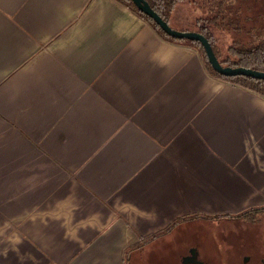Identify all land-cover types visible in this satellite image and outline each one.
<instances>
[{
    "label": "crops",
    "instance_id": "1",
    "mask_svg": "<svg viewBox=\"0 0 264 264\" xmlns=\"http://www.w3.org/2000/svg\"><path fill=\"white\" fill-rule=\"evenodd\" d=\"M261 207L262 95L118 0H0V264H141Z\"/></svg>",
    "mask_w": 264,
    "mask_h": 264
},
{
    "label": "trees",
    "instance_id": "2",
    "mask_svg": "<svg viewBox=\"0 0 264 264\" xmlns=\"http://www.w3.org/2000/svg\"><path fill=\"white\" fill-rule=\"evenodd\" d=\"M122 4L126 5L140 17L145 19L162 37L174 42L185 43L192 47H195L199 52L206 68L216 77L223 79L229 83L247 88L253 92H256L264 97V79L253 78L246 75H233L225 76L213 71L205 55V51L201 43L197 40L190 39H178L167 35L149 16L141 12L131 0H118ZM149 5L169 24L171 21L172 11L176 4L182 0H146ZM232 3L229 0H201L200 5H204L208 8L206 16L198 17L195 24L197 25V31L201 32L210 41L213 51L224 66H242L247 68L264 71V29L260 32V27H264V13H259L255 17L251 16L248 11H241V5L246 0H234ZM241 20L245 22L241 23ZM248 22L246 27L245 23ZM260 22V26L256 25ZM211 23H215L218 28L231 26L233 30L239 33H245L248 36H252L254 40L247 43H240L237 40L232 41L228 46L227 51L229 55L224 58L221 56L216 37L213 34ZM171 25V24H170ZM173 27V26H172ZM264 207L252 209V211H260ZM247 213V212H246Z\"/></svg>",
    "mask_w": 264,
    "mask_h": 264
},
{
    "label": "rangeland",
    "instance_id": "3",
    "mask_svg": "<svg viewBox=\"0 0 264 264\" xmlns=\"http://www.w3.org/2000/svg\"><path fill=\"white\" fill-rule=\"evenodd\" d=\"M230 2L234 3V0H229ZM201 0H182L176 4L174 10L172 11L171 21L170 24L176 29H185L190 30H197V25L195 24L196 19L198 17L206 16L208 13V8L204 5H200ZM240 10L248 11L249 14L251 13L252 17L259 15V13H264V0H246L241 5ZM245 22L241 20V23ZM243 25V23H242ZM246 27L248 22L245 23ZM256 25L259 27L260 22H257ZM210 27H212L213 34L217 40L218 50L221 56L224 58L225 56L229 55L230 52L227 51L228 46L232 43V41L237 40L240 43H247L251 40H254L252 36H248L245 33L237 34L231 26L218 28L215 23H211ZM264 29V27H260V32ZM260 218V223L254 226V233L250 232V235L246 234L244 227H239L236 231L232 230L230 235L232 238H240L242 234H244V238L239 239L238 245L236 246L235 243L231 242L233 247L228 249V253H225V249L221 247L218 242L217 235L214 233V244L220 246L219 256L218 259L213 258L215 255L213 254H206L205 259L212 262H222V264H264V211L257 215ZM196 221H192L185 230L186 233L184 235L189 236L190 234H194L197 239L201 238V235H198V231L195 229L198 224H195ZM195 227V228H194ZM194 228V229H193ZM184 232V231H183ZM203 235V234H202ZM201 236V237H200ZM203 235L202 238H204ZM169 240V238H168ZM186 249L183 250V253ZM151 264H156L157 262L163 261L159 259L160 257L153 254L151 251H148ZM146 252L143 254V262H147V254ZM215 254V253H214ZM152 257H155V262L151 260ZM211 259V260H210ZM141 262V264H144ZM165 262V261H164ZM174 262H179L178 259L175 257ZM214 264V263H212Z\"/></svg>",
    "mask_w": 264,
    "mask_h": 264
},
{
    "label": "flooded vegetation",
    "instance_id": "4",
    "mask_svg": "<svg viewBox=\"0 0 264 264\" xmlns=\"http://www.w3.org/2000/svg\"><path fill=\"white\" fill-rule=\"evenodd\" d=\"M263 211L264 209L260 211L254 210L239 215L213 217L209 220L198 219L195 222L198 226L194 228L198 231V235L202 237L205 235L204 238L200 236L201 238L198 240L193 233L187 236L184 235L186 232H182L177 239L179 244H181L180 247L175 251L168 249L163 253L155 254L159 257L161 256L159 259L163 258V261L157 262L156 264H222V262L218 261L211 263L205 259L206 254L215 255V257L213 256L211 259L219 258L217 253H219L220 246L214 244V233L217 235L221 247L225 249V253H228V249L231 250L233 247L231 242L235 243L237 246L239 239L245 236L242 234L239 236L240 238L234 239L230 235L231 231H236L239 227H244L246 234L251 237L250 232L253 234L254 226L260 223V218L257 215ZM184 249H186V251L183 253ZM149 255V253L146 254L147 262L144 264H151L150 260H148L150 258ZM175 257L179 262H174ZM151 260L155 262V257H152Z\"/></svg>",
    "mask_w": 264,
    "mask_h": 264
},
{
    "label": "water",
    "instance_id": "5",
    "mask_svg": "<svg viewBox=\"0 0 264 264\" xmlns=\"http://www.w3.org/2000/svg\"><path fill=\"white\" fill-rule=\"evenodd\" d=\"M133 4L144 14L149 16L167 35L178 39L197 40L204 48L207 62L218 74L225 76L246 75L253 78L264 79V71L242 66H224L216 57L212 45L207 37L197 30L176 29L164 20L146 0H131Z\"/></svg>",
    "mask_w": 264,
    "mask_h": 264
}]
</instances>
